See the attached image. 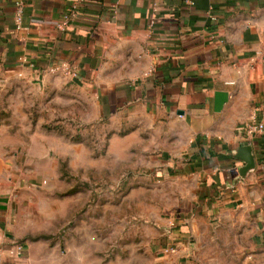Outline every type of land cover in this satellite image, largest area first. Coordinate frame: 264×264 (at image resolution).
Returning <instances> with one entry per match:
<instances>
[{
	"label": "crops",
	"instance_id": "1",
	"mask_svg": "<svg viewBox=\"0 0 264 264\" xmlns=\"http://www.w3.org/2000/svg\"><path fill=\"white\" fill-rule=\"evenodd\" d=\"M15 1L24 5L19 29ZM72 5L77 16L57 30ZM60 68L76 70L74 84L105 89L102 104L112 94L121 111L133 102L182 132L167 167L189 186L151 243L150 264H203L216 242L264 251V0H0V75L45 84ZM250 123L263 129L249 134ZM10 146L9 136L0 142V264H99L68 240L35 238L46 230L13 191ZM241 146L254 161L244 175ZM169 246L176 252L162 253Z\"/></svg>",
	"mask_w": 264,
	"mask_h": 264
},
{
	"label": "rangeland",
	"instance_id": "2",
	"mask_svg": "<svg viewBox=\"0 0 264 264\" xmlns=\"http://www.w3.org/2000/svg\"><path fill=\"white\" fill-rule=\"evenodd\" d=\"M57 73L45 84L0 75L14 82L0 88V140L10 138L13 191L46 230L35 238L68 240L99 264H150L149 247L189 186L167 167L182 132L144 118L133 102L121 111L112 94L111 105L102 104L105 89ZM248 252L216 242L204 247L202 263L240 264L246 256L247 264H264V251Z\"/></svg>",
	"mask_w": 264,
	"mask_h": 264
},
{
	"label": "built area",
	"instance_id": "3",
	"mask_svg": "<svg viewBox=\"0 0 264 264\" xmlns=\"http://www.w3.org/2000/svg\"><path fill=\"white\" fill-rule=\"evenodd\" d=\"M14 12H13V23L14 26L19 29L22 27V18H23V10H24V5L22 1H15L14 4ZM77 16V8L75 5H72L66 12L65 16L63 17V20L61 23L56 24V29L59 31H63L65 29V27L68 25V23L74 19ZM55 71H59L64 75H67L71 78H77V72L75 69H67V68H60V69H54V71L52 70V72ZM263 129V125L260 124H254V123H250L247 125L246 127V131L247 133H256V132H260ZM23 250L22 245H17L15 247V253L19 254L21 253ZM176 252V248L169 246V247H165L162 250V253L164 254H169L172 255Z\"/></svg>",
	"mask_w": 264,
	"mask_h": 264
},
{
	"label": "water",
	"instance_id": "4",
	"mask_svg": "<svg viewBox=\"0 0 264 264\" xmlns=\"http://www.w3.org/2000/svg\"><path fill=\"white\" fill-rule=\"evenodd\" d=\"M234 158L242 161L244 164L243 167L239 169L241 175H244L247 171L251 170L254 167V161L249 146L239 147L234 154Z\"/></svg>",
	"mask_w": 264,
	"mask_h": 264
}]
</instances>
